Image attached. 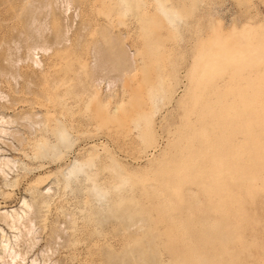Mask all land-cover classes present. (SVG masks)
<instances>
[{"label":"rangeland","instance_id":"1","mask_svg":"<svg viewBox=\"0 0 264 264\" xmlns=\"http://www.w3.org/2000/svg\"><path fill=\"white\" fill-rule=\"evenodd\" d=\"M83 2L2 46L0 264H264V0Z\"/></svg>","mask_w":264,"mask_h":264},{"label":"bare ground","instance_id":"2","mask_svg":"<svg viewBox=\"0 0 264 264\" xmlns=\"http://www.w3.org/2000/svg\"><path fill=\"white\" fill-rule=\"evenodd\" d=\"M58 1V4H59V1L60 3L62 4L63 6V9H62V12H61V15H65L68 10L69 12H71V17H79V22H78V25H84V27L87 25L85 21H83L82 18H80V16L82 15V12L84 10V6H83V0H74V3L72 4V1L71 0H0V72L3 71L5 69V66L3 65L4 62H2L4 59H5V55H4V52H3V49L4 46L3 45H6L5 43L8 42V40H22L24 42H21V44H26L27 42H31V46L33 48V64L35 65L34 67L36 66H40L41 65V62H42V59H39L38 56H36V50H41L43 53L45 51H47L48 49H52L53 48V51H54V54L56 55H59V53H61L60 51L63 50V48L66 46L67 42L71 40L70 37H68L67 33V30L64 29V27L61 25L60 22L58 21H55L54 19H56L55 15H53L52 13V16H51V11H52V8L53 6L55 7V3H57ZM110 3V2H109ZM98 4V3H97ZM127 4V3H126ZM60 6V4H59ZM60 6V7H62ZM58 7V6H57ZM56 7V8H57ZM126 8V7H125ZM60 9V10H61ZM127 10V9H126ZM55 11V9H54ZM58 11V10H57ZM53 12V11H52ZM60 11H58L57 14H59ZM56 14V12H55ZM50 19H48V17H50ZM60 15H58L59 17ZM104 16V15H103ZM66 17V16H65ZM59 19V18H58ZM78 20V19H77ZM75 22V20H74ZM67 23V22H66ZM75 26V25H73ZM69 27V26H68ZM83 27V28H84ZM77 28V27H76ZM67 29V28H66ZM8 30L9 32V36H6V31ZM27 40V42H25ZM29 40V41H28ZM13 42V41H12ZM17 44V42H15ZM19 43V41H18ZM10 45H12V43H9ZM15 44V45H16ZM30 44V43H29ZM21 45V46H22ZM118 45V44H117ZM2 46H3V49H2ZM7 46V45H6ZM18 46V45H17ZM24 46H28V44L24 45ZM23 46V47H24ZM78 46V45H77ZM8 47V46H7ZM11 47V46H9ZM7 48L10 49V48ZM13 47L14 44H13ZM29 48V47H27ZM26 48V49H27ZM74 48V47H73ZM12 49V48H11ZM25 49V47H24ZM25 49V50H26ZM13 50V49H12ZM15 50V49H14ZM18 50V49H17ZM6 51V50H5ZM9 51V50H8ZM19 51V50H18ZM28 51L26 50L25 53H27ZM39 52V51H38ZM7 53V52H6ZM30 53V51H29ZM13 54V53H12ZM127 54V53H126ZM9 55V54H8ZM14 55V54H13ZM26 55V54H25ZM28 54L25 56L27 57ZM31 56V54H30ZM27 57L28 59L30 58ZM9 57L6 55V58ZM108 57V56H106ZM121 58V56H119ZM19 58V57H18ZM32 58V57H31ZM123 58V57H122ZM128 58V57H127ZM20 59V58H19ZM17 59V60H19ZM27 59V60H28ZM85 59V58H84ZM101 59V58H100ZM99 59V61H100ZM119 59V58H118ZM7 61H10L8 59H6ZM5 60V62H6ZM23 60V59H22ZM104 61H107L105 58L103 59ZM102 60V61H103ZM112 60V58H111ZM61 61V60H60ZM96 61V60H95ZM11 62V61H10ZM16 62V61H15ZM110 62V61H109ZM133 62V61H132ZM12 63V62H11ZM91 63V62H90ZM89 63V64H90ZM101 63V62H100ZM124 63V61H123ZM15 64V63H14ZM10 65V63H9ZM46 65V64H45ZM32 66V65H31ZM54 66V63H51L49 65H47L44 69V67H42L41 69L44 71V70H48L49 68H52ZM59 66V65H57ZM33 67V68H34ZM107 67V66H106ZM7 68V67H6ZM16 68V66H15ZM14 69V68H13ZM39 69V68H38ZM53 70V69H52ZM51 70V71H52ZM55 70V68H54ZM57 70V68H56ZM49 71V70H48ZM42 72V71H41ZM45 73V72H44ZM99 73V72H98ZM40 74V73H39ZM42 74V73H41ZM47 74V73H46ZM50 74V73H49ZM16 75V74H15ZM20 75V74H19ZM43 75V74H42ZM14 76V75H13ZM99 76V75H98ZM16 77V76H15ZM19 77V76H17ZM16 77V78H17ZM1 78V77H0ZM43 78V77H42ZM89 78V77H88ZM96 78V77H95ZM7 79V78H6ZM94 79V78H93ZM16 80V79H15ZM48 80V79H47ZM108 80V79H107ZM98 81V80H97ZM16 83V82H15ZM30 83V82H29ZM25 84V83H24ZM53 84V83H52ZM15 85V84H14ZM5 86V85H4ZM16 88V85L14 86ZM36 87V86H35ZM25 88V87H24ZM43 90V89H42ZM23 92V91H22ZM77 93V92H76ZM108 93V92H107ZM68 94V93H67ZM40 95V94H39ZM38 95V96H39ZM4 96V95H3ZM32 96V95H30ZM113 96V95H112ZM1 97H2V94H1ZM6 97V96H5ZM113 98V97H112ZM68 99V98H67ZM6 100V99H5ZM13 103V102H12ZM75 103V102H74ZM36 104V103H35ZM5 107V106H3ZM9 108V107H8ZM49 113V111H47ZM51 115V114H50ZM52 116V115H51ZM50 116V117H51ZM9 118V117H7ZM3 118V115L0 116V133L2 132L3 133H6V129L1 127V124H4V123H8L9 120H7ZM43 120V119H42ZM61 120V119H60ZM13 121V120H12ZM36 122H39L40 121H36V120H33V123H36ZM50 122V121H49ZM75 122V121H74ZM30 123V122H29ZM47 124V123H46ZM32 125V124H31ZM50 125V124H48ZM24 126V125H23ZM28 127V125H25V127ZM34 126V124H33ZM39 126V125H37ZM35 125V127H37ZM49 127V126H48ZM47 127V129H48ZM54 127V126H53ZM29 128H32L29 126ZM10 129V128H9ZM37 128H35L36 130ZM13 131V129H11ZM10 130V131H11ZM26 130V129H25ZM29 130V129H28ZM31 130V129H30ZM41 130V129H40ZM10 131L8 132L10 134ZM37 131V130H36ZM29 132V131H27ZM33 132V131H32ZM48 132V131H47ZM13 133V132H12ZM12 133L10 135H12ZM16 133V132H14ZM59 133V132H58ZM17 135V133H16ZM49 135V134H47ZM18 136V135H17ZM16 136V137H17ZM20 136V134H19ZM18 136V137H19ZM41 136V135H40ZM61 136V135H59ZM13 137V136H12ZM21 138H23L22 136H20ZM20 138V139H21ZM1 139V138H0ZM3 139H1L2 141ZM4 141V140H3ZM19 143V142H18ZM23 143V141H22ZM20 144V143H19ZM25 146V145H24ZM12 147H15V146H12ZM19 147V146H18ZM20 148V147H19ZM28 148V147H26ZM16 150V149H15ZM19 150V149H18ZM17 151V150H16ZM7 158V156H6ZM6 158H0V172L1 174L3 173V177H4V169L5 167H9V165L11 166V163L8 165L9 162H11L9 159H6ZM12 160V159H11ZM16 160V159H15ZM15 162V161H14ZM12 162V163H14ZM7 168V169H8ZM10 170V169H8ZM12 170V169H11ZM0 174V175H1ZM6 175V173H5ZM190 199V198H189ZM184 200V199H183ZM28 201V200H27ZM188 203V202H187ZM22 204L26 207H28L29 209V205L27 204V202L25 201V199H22ZM186 204V203H185ZM124 210L127 212V209L124 208L122 209L121 211L124 212ZM5 211L4 214H3V218H7L9 219V222L8 224L10 223V226L11 228L13 227H16V222H19L18 224H21V219L23 218L21 215L22 214H19L14 212L13 214H10L8 211L6 212V210H3ZM32 211V210H31ZM25 212V213H24ZM22 212L25 216H26V211ZM28 212V211H27ZM34 212V211H33ZM120 212V213H122ZM125 213V212H124ZM131 213V212H130ZM119 214V213H118ZM126 214H129L126 213ZM117 216V215H116ZM123 217V216H122ZM126 217V216H125ZM120 219V218H119ZM196 219V218H195ZM4 221V219H3ZM7 221V220H5ZM17 224V226H19ZM23 224V223H22ZM191 224V222H190ZM29 226V225H28ZM31 226V225H30ZM16 229H18L16 227ZM25 229V228H24ZM30 227L27 228L26 232L25 233H29L30 231ZM34 230V229H33ZM190 230V229H189ZM23 232V233H24ZM31 232V231H30ZM127 232V229L125 230V234L123 236V240H128L129 239V234L126 233ZM21 233V232H20ZM220 234V233H219ZM30 235V234H29ZM35 235V233H34ZM32 236V235H30ZM58 236V235H57ZM218 236V234L216 235ZM19 237V236H18ZM28 238V237H27ZM32 238V237H31ZM35 238V237H34ZM33 238V239H34ZM16 239V237H15ZM34 241V240H33ZM17 242V241H16ZM3 243V242H2ZM35 243V242H33ZM10 244V243H9ZM3 245V244H2ZM8 245V244H7ZM7 245H4L2 249H4L5 251H7V257L9 259H7L8 261L5 263V264H24L23 261L24 260V254H21L20 252H17L15 251L14 249H12V247H7ZM15 245V244H13ZM27 245V244H26ZM9 246V245H8ZM47 248V247H46ZM137 252L140 250V248L137 246ZM2 250V251H4ZM20 251V250H18ZM47 252V251H46ZM24 253L26 254V252L24 251ZM104 253V252H103ZM133 253V252H132ZM131 253V254H132ZM144 253H142V256H143ZM46 255V254H45ZM43 256V255H42ZM113 253L110 254V255H107L106 258L108 259H112L113 257ZM1 258V257H0ZM50 258V257H49ZM48 256H43L42 258V262L41 264H49L48 263ZM132 258V257H131ZM3 259V258H2ZM19 260V261H16ZM32 259V258H31ZM116 259V258H115ZM37 259L33 258V260L30 261L29 264H38L36 261ZM111 261V260H110ZM119 261V260H118ZM132 262V261H131ZM26 263V262H25ZM28 264V263H27Z\"/></svg>","mask_w":264,"mask_h":264}]
</instances>
